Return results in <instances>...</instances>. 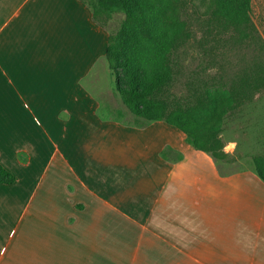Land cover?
<instances>
[{"label": "crops", "instance_id": "0c3cea01", "mask_svg": "<svg viewBox=\"0 0 264 264\" xmlns=\"http://www.w3.org/2000/svg\"><path fill=\"white\" fill-rule=\"evenodd\" d=\"M106 39L80 0H0V264H264V182L101 113Z\"/></svg>", "mask_w": 264, "mask_h": 264}, {"label": "trees", "instance_id": "16d2710c", "mask_svg": "<svg viewBox=\"0 0 264 264\" xmlns=\"http://www.w3.org/2000/svg\"><path fill=\"white\" fill-rule=\"evenodd\" d=\"M80 1L89 9L93 22L107 33L105 60L123 104L135 117L134 125L143 127L149 122L163 121L180 130L194 149L208 154L222 173L240 170L241 158L224 150L226 140L222 133L228 124L241 118L242 111L255 100L257 93H264V59L246 66L226 91L201 89L193 81H187L188 93L177 96L170 91L177 74L175 50L188 42L193 34L175 22L171 15L170 23L162 22L154 39L149 60L152 70L138 85L129 76L135 59L126 57V49L134 41L135 30L142 22L130 0ZM196 1L195 20L202 32L197 42L204 54L211 56L225 40L245 38L252 42L256 39L249 17V0ZM114 13H122L123 18L119 28L112 30L107 25ZM206 45L209 48H205ZM122 71L130 78L128 87L121 86L119 76ZM259 136L256 138L258 151L249 159L254 173L264 182V128ZM13 181L14 176L0 165V183L11 184Z\"/></svg>", "mask_w": 264, "mask_h": 264}, {"label": "rangeland", "instance_id": "374dc122", "mask_svg": "<svg viewBox=\"0 0 264 264\" xmlns=\"http://www.w3.org/2000/svg\"><path fill=\"white\" fill-rule=\"evenodd\" d=\"M249 17L254 25L255 40L245 38L237 41H223L217 52L211 56L204 54L199 47V30L194 12L196 0H130V3L141 20V25L134 33V41L126 49L127 58H134L130 78L138 85L151 72V50L154 39L161 30L162 22L170 23L171 15L193 36L175 50L177 53V74L170 91L177 96L187 94V81H193L201 89L226 91L241 75L243 69L254 62L264 59V0H249ZM176 9L174 13L173 10ZM198 12V10H196ZM200 11H203L202 9ZM123 18L122 13H114L107 27L118 29ZM226 38V37H225ZM205 48H209L206 45ZM223 55H221V54ZM103 68V67H101ZM130 78L123 71L119 76L122 87H128ZM90 90L100 102V111L123 124L132 123L135 117L123 104L116 89L114 76L105 60L101 74L93 72L89 78ZM264 128V93L255 95V100L242 111L226 128L222 135L225 138L224 150L240 156L241 166L251 164L249 157L258 151L256 138ZM101 137V136H100ZM105 143L109 139L104 137ZM41 161V160H38ZM42 162L31 164L33 173L43 168Z\"/></svg>", "mask_w": 264, "mask_h": 264}]
</instances>
